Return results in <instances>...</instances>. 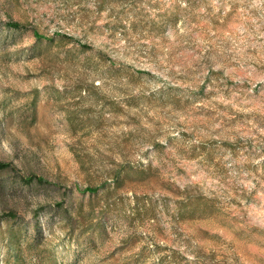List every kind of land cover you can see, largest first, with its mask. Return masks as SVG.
<instances>
[{"label":"rangeland","instance_id":"rangeland-1","mask_svg":"<svg viewBox=\"0 0 264 264\" xmlns=\"http://www.w3.org/2000/svg\"><path fill=\"white\" fill-rule=\"evenodd\" d=\"M0 160V264H264V0H0Z\"/></svg>","mask_w":264,"mask_h":264},{"label":"trees","instance_id":"trees-1","mask_svg":"<svg viewBox=\"0 0 264 264\" xmlns=\"http://www.w3.org/2000/svg\"><path fill=\"white\" fill-rule=\"evenodd\" d=\"M3 25L9 29H12V30H27L28 29L27 24L22 23L20 21L12 20V19H9V20L3 22ZM38 38L41 39L42 37L39 36ZM84 47H87V46H84ZM8 169H13L12 163L0 160V171H4V170H8ZM27 180L29 182H33L36 180V178L32 176L30 178H27ZM37 227H39V226H37Z\"/></svg>","mask_w":264,"mask_h":264}]
</instances>
